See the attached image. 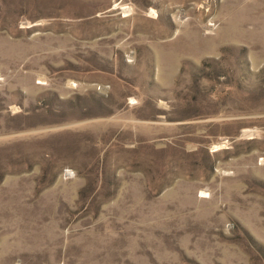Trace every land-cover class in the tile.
<instances>
[{"label": "rangeland", "instance_id": "rangeland-1", "mask_svg": "<svg viewBox=\"0 0 264 264\" xmlns=\"http://www.w3.org/2000/svg\"><path fill=\"white\" fill-rule=\"evenodd\" d=\"M0 264H264V0H0Z\"/></svg>", "mask_w": 264, "mask_h": 264}]
</instances>
